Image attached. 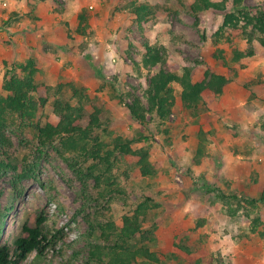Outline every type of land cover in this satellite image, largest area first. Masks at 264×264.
Masks as SVG:
<instances>
[{
    "label": "rangeland",
    "instance_id": "obj_1",
    "mask_svg": "<svg viewBox=\"0 0 264 264\" xmlns=\"http://www.w3.org/2000/svg\"><path fill=\"white\" fill-rule=\"evenodd\" d=\"M50 1L58 4L53 12L63 11L50 33L61 45L57 43L55 48L48 36L41 41L52 64L48 65L50 70L38 69L35 75L37 83L50 86L42 125L58 121L51 101L62 84L59 94L72 104H77L73 86L85 87L88 96L97 100L101 126L96 134L109 148L114 137L134 132L138 124L125 104L133 95L146 103L149 70L142 59L147 46L164 48L168 63L202 61L204 66L194 72V79L202 76L205 67L227 74L231 66L238 73L222 93L207 94L196 113L184 108L181 87L173 84L175 101L169 117L148 122L153 170L149 176H141L132 164L120 162L96 183L85 171L91 163L85 155L65 151L58 144L62 153L56 145L36 158L30 128L13 126L8 134L14 161L24 166L38 161V166L33 177L22 179L16 187L12 169L0 175V244L12 243L22 224L43 212L47 226L62 229L65 238L58 244L61 255L50 252L38 264H89L88 253L99 241L100 224L118 223L149 196L153 201L147 227L156 224L157 229L155 240L148 245L160 258L157 264L264 263V219L254 231L251 227V219L264 217V203H247L258 198V185L264 182V47L226 29L215 42L211 34L222 24L221 12L205 11L196 23L187 7L176 0H140L153 10L155 23L147 34L138 27L134 15L121 8L119 0ZM259 1L264 2L243 0L245 4ZM0 3L9 7L7 0ZM80 14L86 16L84 21L80 22ZM0 31L7 36L5 45L13 46L15 40L1 22ZM253 47L258 53L247 66L232 60L234 48ZM217 48L223 50L227 65L214 57ZM21 55L0 59V91L4 94V72L19 74L15 64L27 59ZM259 82H263L262 88ZM90 107L86 103L85 112ZM72 162L77 170L83 168L81 175L70 166Z\"/></svg>",
    "mask_w": 264,
    "mask_h": 264
},
{
    "label": "trees",
    "instance_id": "obj_2",
    "mask_svg": "<svg viewBox=\"0 0 264 264\" xmlns=\"http://www.w3.org/2000/svg\"><path fill=\"white\" fill-rule=\"evenodd\" d=\"M176 1L187 7L196 23L201 20L205 11L221 12L222 24L211 34L215 42H218L226 29L243 35L249 42L255 40L259 46L264 47L263 1L250 4H245L243 0ZM119 2L122 9L134 15L138 27L147 34L155 23L151 17L153 10L149 3L140 0ZM85 19L84 14L79 15L80 22ZM165 52L164 48L147 46L142 59L143 65L149 70L148 86L144 90L146 103L139 96L133 95L130 102L125 104L138 127L126 137H114L111 148L96 134V130L101 126V108L96 99L88 96L85 87H72L73 97L77 100V104H72L60 96L62 84H59L51 101L53 113L58 121L56 124L46 122L42 125L43 108L49 102L50 86L36 82L38 68L35 60L29 57L15 64L19 74H12L10 70H6L2 81V90L5 94L0 91V175L12 169L15 172L13 185L16 187L22 179L33 177L34 168L38 166V161L26 166L22 162L18 164L14 161L13 141L8 133L15 125L29 127L32 131L36 142L34 150L38 152L36 158H40L46 148H54L58 144L65 151H72L78 156L85 155L86 159L91 160L85 171L96 180V183H100L102 176L105 173L109 175L116 167V163L120 162L132 164L141 176L152 175L150 136L146 133L148 122L149 119L165 121L169 117L175 101L173 84L178 83L181 87L180 97L184 108L196 113L198 106L205 103L204 98L207 94L222 93L223 88L238 73L237 69L231 66H228L227 74L205 67L202 76L194 79V72L204 66L202 61L184 59L181 63H168L164 57ZM257 53L258 50L254 47L243 50L234 48L232 60L245 67L249 64V59ZM213 55L221 59L222 64L227 65L222 49L217 48ZM161 64L167 65V68ZM259 85L262 88L263 82H259ZM255 92L252 96H255ZM85 102L91 104L88 112H85ZM135 143L140 145L134 147ZM59 145L56 150L61 152ZM25 160L24 156V162ZM70 166L77 174L81 175L84 172L83 168L77 170L73 162ZM258 190V198L247 200L249 205L264 203V182L258 185ZM151 201L153 200L149 196H145L131 212L122 215L118 223L106 221L100 224L99 241L90 246L88 253L89 264L160 262L158 254L148 245L155 240L157 229L156 224L147 227ZM263 219L262 215L251 219L253 231L259 224H263ZM46 220L43 212L37 213L22 224L20 235L12 243L0 244V264H38L44 261L50 252L61 255V245L58 244L64 242L65 233L62 229H50ZM184 249L189 253L188 248Z\"/></svg>",
    "mask_w": 264,
    "mask_h": 264
},
{
    "label": "crops",
    "instance_id": "obj_3",
    "mask_svg": "<svg viewBox=\"0 0 264 264\" xmlns=\"http://www.w3.org/2000/svg\"><path fill=\"white\" fill-rule=\"evenodd\" d=\"M7 1L6 7L9 5L8 8L0 6V22L7 26V32L15 42L12 44L13 46L5 45L3 40L7 36H4V33L0 31V59H18L19 56L22 57L21 54H24L26 58L31 57L35 60L38 69L50 70L48 68V65H52L50 53L48 49L47 52L44 51L41 41L48 36V40L55 48L56 44H59L58 40L52 39L50 33L56 29L57 23L61 21V18L57 19V17L62 15L63 11L59 10L61 11L60 15L53 12V8L58 7V4L50 0H25L29 3L27 6L23 2L24 0ZM79 1L81 0H77V2Z\"/></svg>",
    "mask_w": 264,
    "mask_h": 264
}]
</instances>
